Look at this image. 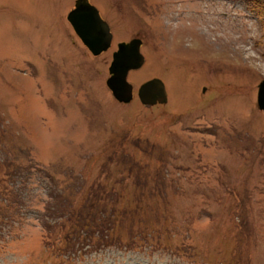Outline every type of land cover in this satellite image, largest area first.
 Wrapping results in <instances>:
<instances>
[{
    "label": "rangeland",
    "instance_id": "rangeland-1",
    "mask_svg": "<svg viewBox=\"0 0 264 264\" xmlns=\"http://www.w3.org/2000/svg\"><path fill=\"white\" fill-rule=\"evenodd\" d=\"M76 1L0 0V264H64L42 223L97 186L147 236L68 264H264V0H90L114 32L98 56ZM134 38L123 103L107 80ZM154 78L168 101L147 106Z\"/></svg>",
    "mask_w": 264,
    "mask_h": 264
},
{
    "label": "trees",
    "instance_id": "trees-1",
    "mask_svg": "<svg viewBox=\"0 0 264 264\" xmlns=\"http://www.w3.org/2000/svg\"><path fill=\"white\" fill-rule=\"evenodd\" d=\"M117 204L118 198L113 193L109 194L106 189L103 191L101 186L90 188L81 205L59 208V221L42 223L46 243L62 257L64 264L65 261L72 263L74 255L87 247L137 248L138 238L147 236V230L135 226L141 211L119 210Z\"/></svg>",
    "mask_w": 264,
    "mask_h": 264
},
{
    "label": "water",
    "instance_id": "water-1",
    "mask_svg": "<svg viewBox=\"0 0 264 264\" xmlns=\"http://www.w3.org/2000/svg\"><path fill=\"white\" fill-rule=\"evenodd\" d=\"M67 18L94 55H100L111 47L113 40L111 27L90 0H77ZM141 46L142 40L134 38L130 42L119 43L118 50L113 54L111 76L107 84L120 102L130 103L134 98V87L128 81V75L131 70L139 69L145 63ZM138 94L141 102L147 106L168 101L166 86L160 78L143 83ZM258 105L264 111V80L259 85Z\"/></svg>",
    "mask_w": 264,
    "mask_h": 264
},
{
    "label": "bare ground",
    "instance_id": "bare-ground-1",
    "mask_svg": "<svg viewBox=\"0 0 264 264\" xmlns=\"http://www.w3.org/2000/svg\"><path fill=\"white\" fill-rule=\"evenodd\" d=\"M168 92V91H167Z\"/></svg>",
    "mask_w": 264,
    "mask_h": 264
}]
</instances>
